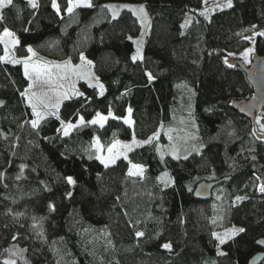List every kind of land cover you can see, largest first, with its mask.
I'll list each match as a JSON object with an SVG mask.
<instances>
[{
	"label": "trees",
	"instance_id": "16d2710c",
	"mask_svg": "<svg viewBox=\"0 0 264 264\" xmlns=\"http://www.w3.org/2000/svg\"><path fill=\"white\" fill-rule=\"evenodd\" d=\"M56 2L59 14L52 0H38L35 9L14 0L0 37L5 30L18 36L22 58L29 47L45 60L83 54L105 92L80 82L83 95L62 103L60 119L33 129L21 95L30 86L24 68L0 61V264H250L264 239V194L255 179H264V133L232 108L254 91L246 73L225 60L233 64L229 53L241 55L252 44L245 37L264 31V0H232V8L207 18L200 14L205 0H93L71 16L67 0ZM110 3L147 9L143 60H132L141 22L126 10L113 19ZM4 50L0 43V56ZM256 54L264 56V36L256 37ZM176 105L193 113L199 130L200 150L190 146L187 159L161 160L158 141L108 167L93 156L96 140L107 149L160 131L165 141ZM129 108L131 125L124 122ZM97 113L112 117L103 127L86 124L63 135L61 121H90ZM131 163L143 165L144 174L129 176ZM224 178L231 180L210 200L194 197L201 182ZM238 195L247 199L236 201ZM240 227L246 231L223 245L212 236Z\"/></svg>",
	"mask_w": 264,
	"mask_h": 264
},
{
	"label": "snow or ice",
	"instance_id": "6c2138e0",
	"mask_svg": "<svg viewBox=\"0 0 264 264\" xmlns=\"http://www.w3.org/2000/svg\"><path fill=\"white\" fill-rule=\"evenodd\" d=\"M29 5H31L32 8H37L38 5V0H28ZM205 3H207V0H205ZM93 5V0H67V8L66 11L67 13L71 16L76 9L78 8H92ZM219 6V5H218ZM15 7L14 5V0H0V21L4 20V10L5 9H9ZM52 7L54 9H56L57 13L59 14L61 9L59 4L56 2V0H52ZM106 8H108L109 11H111L112 13V18L116 19L118 16V13L121 9L117 8L114 5H106ZM123 7H128L127 5H124ZM233 4H232V0H226V3L221 7V11L224 8H232ZM130 11L134 12L135 14H137L138 19H140L141 25L142 26H147L150 25V21L147 18V11L146 9L141 6L138 9L137 8H130ZM201 15H204L207 18V13L205 12H201ZM187 23V22H186ZM255 28V25L253 26ZM143 33H141V37H143ZM256 36H264V32H256L255 33ZM3 36L4 37H12L13 34L8 31L5 30L3 32ZM129 39L131 40L132 38L129 37ZM245 39L252 41L254 39V37L249 36V37H245ZM0 43H5V54L3 56H0V61H3L5 63H13V64H19V63H23V67H24V75L25 77H27L28 79L32 80L33 85L36 83V80L40 78L41 76V68L38 65L32 64L30 65L28 63L27 60L21 61V60H17L14 57L10 58L9 57V53H8V47H7V42L4 41L3 39H0ZM11 43L13 45L19 44V41L16 39H12ZM134 43H136V54L132 56V60L133 62L137 61V60H143V56L141 54V50H142V45H143V39L141 38L138 41H134ZM28 52L32 53V55H35V52L33 51V49L31 47L28 48ZM253 52V48H248L242 55L241 59L244 60L245 63H251L250 60V55ZM229 55L234 56L235 54L233 53H229ZM80 59L82 62L85 61V57L83 56V54H81ZM88 64H91V61L87 62ZM225 63L228 64V67H235V65L228 63L227 60H225ZM57 68H65L68 69L70 67V62H66L65 65L61 66V65H56ZM50 71V70H49ZM72 75L76 76L77 79L80 78H87V73L84 72H77L75 70H71ZM30 73H35L36 79H33V76ZM148 80L152 81L154 79V77L152 76L151 72L146 73ZM60 79L63 80H67L69 79V73L66 71L63 73V75L60 77ZM48 83H54V81H52L51 77H49ZM63 85H61L62 87ZM90 87H97L100 90V95H103L104 93V87L101 84H90ZM31 87L32 85L29 86V89H26L23 93H21L22 97L25 98V100L27 101L29 107L32 110V115L35 116L36 118L31 120V127L33 129H38L40 126V123L42 120H44L47 116L52 115V116H56V118L59 120L60 117L58 115L61 103L63 102V100L68 99L69 98V94L67 92H57L56 95V101L55 103H52L50 100H48L47 94H44L43 96L38 95L36 92H32L31 91ZM73 88H74V82H73ZM79 95H83V93H79ZM4 104L3 101H0V107H2ZM54 109V110H53ZM132 109L129 108L128 109V113L129 116L131 115ZM108 119L107 116L101 115L99 113L96 114V118L92 119L90 121H85V118L83 116H80L78 119V122L76 124H72L71 122L69 123H64V121H61V125L63 126V135L64 136H68L70 134V132L74 129V128H78L81 126H84L86 124H92V125H96L99 124L101 127L104 126L105 121ZM126 124L131 125L132 121L130 119H127L124 121ZM257 123L259 124L260 121L258 120ZM261 131L264 132V124H261ZM159 134H155L153 137L149 138L146 141H142L140 142L141 144H150L152 143L153 139H158ZM5 139H7V136H5ZM188 139H198L197 136H189ZM169 140H172L171 135H169ZM185 143H187V140L184 141ZM115 147V145H113V147L108 148V157L105 158L104 156H97L96 159H98L100 161L101 164H103L105 167H108L110 164L114 163L116 160V156L113 154V148ZM122 147L127 148L129 150H131L132 145H123ZM99 145H97V151H99ZM192 150L194 151H199L200 148L197 146H193ZM180 151V147L176 144H173L170 148V154L173 156L174 159H179V153ZM185 155H184V159L188 158V155L190 154V151L185 148ZM164 157V153L161 152V160H163ZM91 158V157H89ZM127 158V157H125ZM253 159H255V157H253ZM24 166L22 165L21 168H23ZM133 168L136 169L135 172L133 171H129L128 175L129 176H133V175H139L142 176L144 169L141 166L138 165H133ZM167 175V174H165ZM19 179V177H17ZM256 182H257V187L260 193L264 194V179H262L260 176H256L255 177ZM66 181L69 185H75L76 181L73 179V177L68 176L66 177ZM161 182L162 183H169L170 181H164L163 178H161ZM70 195V193H69ZM236 201H243L245 199H247L246 196H236ZM53 211L55 210V205H50L49 206ZM35 219V218H34ZM216 221L213 220V223H215ZM35 227V225H33ZM246 229L243 227L240 228H232L229 231L221 234L218 232H213L212 236L213 238L218 241L219 245H223L225 243H227L229 240H231L232 238H234L237 234L239 233H243L245 232ZM145 235L144 232L142 231H138L136 232V236L139 237H143ZM163 248L171 251L172 249V245L170 243H165L162 245ZM16 253H13V255H15ZM219 255H226V253L224 252H218ZM4 264H16V262L14 260H6L4 262Z\"/></svg>",
	"mask_w": 264,
	"mask_h": 264
},
{
	"label": "rangeland",
	"instance_id": "374dc122",
	"mask_svg": "<svg viewBox=\"0 0 264 264\" xmlns=\"http://www.w3.org/2000/svg\"><path fill=\"white\" fill-rule=\"evenodd\" d=\"M176 1H181V2L187 1L188 2L190 0H176ZM225 3H226V0H207V3L204 2L203 12L207 13L208 15L216 13V12L221 10V7ZM109 5H114L117 8L121 9L118 13V16L124 10L130 11L129 10L130 8H137L138 9L139 7L143 6V5L131 4V3H110ZM124 5H127L128 7H123ZM143 7L145 8V6H143ZM146 11H147V9H146ZM130 12H132V11H130ZM132 13L138 18L137 14H135L134 12H132ZM147 18L150 21V17L148 15V12H147ZM139 21H140V19H139ZM149 27H150V25L142 26V33L144 35H143V37L139 36L138 38L135 39V41H138L141 38L144 39L145 35L147 34V32L149 30ZM262 32H264V31H262ZM252 37H254V39L251 41L252 44L249 47V48H253V52L250 55L251 62H252V57H254V53H255V40H256L257 36L253 35ZM0 39H3L4 41L7 42L8 53H9L10 58L14 57L15 59L21 60V61L27 60L30 65L35 64L41 68V70H42L41 76L39 79L36 80V83L34 85H33L32 80L29 79L30 85H32L31 91L36 92L38 95H41V96H43L44 94H47L46 98L48 100H50L52 103H55V101H56V95L55 94L57 92H61V93L67 92L69 94V98L73 97V96H78L80 93V89H79V83L80 82L84 81V82H87L89 85L90 84H93V85L100 84V82L96 79V76L94 75L92 63L88 64L87 63L88 60L86 58H85L84 62H82L80 58H78L76 60L73 58H70V59L65 60V61H55V60L41 59L37 56L36 53H35V55H32V53H30V55L28 57L22 58V57H18L15 54V48L20 44V39L18 36L13 35L12 37H4L2 34ZM12 39L18 40L19 44L13 45L11 43ZM3 45H4V49H5V43H3ZM143 47H144V44L142 45L141 54L143 52ZM4 54H5V50H4ZM242 55H243V53L241 55L233 56V58L241 59ZM241 60H243V59H241ZM66 62H70V67L68 69H65L63 67H61V68L56 67V65L63 66V65H65ZM19 64H22V66H23V63H19ZM246 64L251 65V63H246ZM71 70H75L77 72L87 73L88 74L87 78L77 79L76 76L72 75ZM66 71L69 73V79H67V80L60 79V77ZM30 74L33 76V79H36L35 73H30ZM49 77H51V79H52V81H54V83H48L47 82ZM73 82H74V88H73ZM61 85H63V86L61 87ZM97 89L99 90V88H97ZM99 92H100V90H99ZM104 92H105V88H104ZM65 100H63V102ZM26 103H27V101H26ZM62 103H61V105H62ZM182 105L184 106V108L182 107V109H185V111H189V109H186L187 108L186 104H182ZM182 109L180 108V110L179 109L177 110V105L175 106V109L173 112V121L171 123L172 128L168 130V135H167L166 140L165 141L159 140L160 136H161L160 131L157 132L159 134L158 139L152 140V142L158 141L160 156H161V152L164 153V156L171 155L170 154V148L173 144H176L180 147V151L178 153L179 157L184 158V155L186 154L184 149L187 148L189 150L190 146H194L199 141V138H200L199 130H198V127L196 125L193 113L181 111ZM101 115L107 116L108 119L112 117V114H110V113L109 114H101ZM50 117H55V116L49 115L44 120H42L41 123ZM35 118L36 117L34 116V119ZM95 118H96V116L93 119H95ZM127 119L131 120L130 116ZM263 119H264V111L261 112L260 114H257V116H256V125H257V128H258L260 133L262 132L261 131V124H262ZM107 120L105 121L104 125L106 124ZM258 120L260 121L259 124L257 123ZM77 122H78V120L76 122H71V123L76 124ZM41 123H40V125H41ZM96 126L101 127L99 124H96ZM62 130H63V126H62ZM157 133H155V134H157ZM262 133H264V132H262ZM154 135H152L151 137H153ZM169 135H171L172 140H169ZM192 135L197 136L198 139H194V140L188 139V137L192 136ZM151 137H149V138H151ZM149 138L142 139V138H138L137 136L133 135L128 140H119V141L115 142L113 144V145H115V147L113 148V154L116 156V160L114 163H116L119 159H122L125 157L128 158V155L132 150H134L135 148H138L140 146L146 145V144H141L140 142L146 141ZM185 140H187V143L184 142ZM97 145H99V148H100L99 151H97ZM113 145L111 147H113ZM123 145H132L131 150L122 147ZM107 150H108V148L107 149L104 148L103 145L99 142V140H96L95 144H94L93 156L96 158L97 156L102 155L105 158H107L108 157V151ZM127 158H125V159H127ZM114 163H112V164H114ZM112 164H110V165H112ZM133 165L141 166L144 169V166L141 164L131 163L129 171H133V172L136 171V169L133 168ZM143 174H144V172H143ZM134 176H139V175H134ZM165 176L168 177V175H165ZM229 230L230 229H227V230H224L220 233L223 234Z\"/></svg>",
	"mask_w": 264,
	"mask_h": 264
},
{
	"label": "water",
	"instance_id": "95a60500",
	"mask_svg": "<svg viewBox=\"0 0 264 264\" xmlns=\"http://www.w3.org/2000/svg\"><path fill=\"white\" fill-rule=\"evenodd\" d=\"M230 61L246 73L248 82L254 91L252 98L235 101L232 108L241 116L250 120L256 128V116L264 111V56L254 55L251 65H247L240 59H231ZM230 180V178H224L219 181H203L195 188L194 197L197 200L208 201L213 197L215 188ZM257 244L262 251L250 260V264H261L264 261V239L258 240Z\"/></svg>",
	"mask_w": 264,
	"mask_h": 264
},
{
	"label": "flooded vegetation",
	"instance_id": "af4514ba",
	"mask_svg": "<svg viewBox=\"0 0 264 264\" xmlns=\"http://www.w3.org/2000/svg\"><path fill=\"white\" fill-rule=\"evenodd\" d=\"M252 63V62H251Z\"/></svg>",
	"mask_w": 264,
	"mask_h": 264
}]
</instances>
